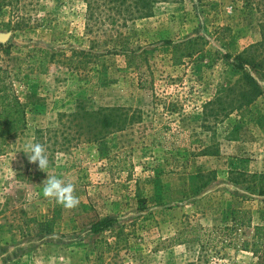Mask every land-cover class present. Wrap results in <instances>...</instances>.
<instances>
[{
	"label": "rangeland",
	"instance_id": "1",
	"mask_svg": "<svg viewBox=\"0 0 264 264\" xmlns=\"http://www.w3.org/2000/svg\"><path fill=\"white\" fill-rule=\"evenodd\" d=\"M258 6L155 0L140 18L130 1L0 0V66L37 102L0 155V264H196L203 252L207 264H264L241 246L264 226V94L228 116L208 105L236 99L232 60L261 41ZM17 12L30 27L13 29ZM38 50L53 56L44 74ZM103 108L139 119L105 133L86 114ZM29 141L45 146L47 173L22 151ZM47 174L75 185L78 207L43 197ZM233 210L246 214L230 232ZM104 218L113 228L93 235Z\"/></svg>",
	"mask_w": 264,
	"mask_h": 264
},
{
	"label": "trees",
	"instance_id": "2",
	"mask_svg": "<svg viewBox=\"0 0 264 264\" xmlns=\"http://www.w3.org/2000/svg\"><path fill=\"white\" fill-rule=\"evenodd\" d=\"M128 1L134 4L136 8L137 17L143 18L150 15L151 5L155 0H108L111 7H119L126 4ZM251 5V2H248ZM262 14L264 9L258 8ZM31 18L25 14L14 13L12 15L13 29L22 30L23 28L30 27ZM43 21V20H42ZM42 24V23H41ZM41 24H34L33 27H39ZM261 41L246 48L241 53L233 57L232 65L239 71H242V76L239 78L236 88L232 89L233 93L237 95L234 101L226 104L217 97L215 101H210L208 105H213L214 102H218L219 106H223L222 110L226 113L224 116H228L234 109L242 108L252 104L258 97L264 94V88L260 85L258 80L252 75L254 73L262 81H264V24L261 26ZM175 50L177 49L174 47ZM10 46L0 44V51L9 53ZM32 54L31 58L33 63H37V69L39 73L44 74L48 69V62H50L53 56L50 57L48 50H38ZM81 54H85L84 51ZM231 59L230 54L225 55ZM50 59V60H49ZM16 76V74H14ZM13 75V77H15ZM11 74L7 69L0 66V155L4 151L3 145L6 139L12 138L25 131L27 127V108L30 105L37 104L36 101H32L34 96L28 95L25 99L20 98L15 94L12 89L10 79ZM144 88L143 86H139ZM236 89V90H235ZM87 115L97 116L98 123L101 129L105 132L122 131L129 124L138 121V115L135 113H129L127 110L120 108H103L99 111L86 113ZM243 176V173L239 174ZM238 178V176L236 177ZM233 226L231 228L226 227L227 230L233 232L236 226L244 225V221L240 220L239 214H246L240 210H233ZM246 222L250 225V219L247 218ZM115 220L110 218H104L89 222V230L93 235H98L106 230L113 228ZM39 230L43 234H47L50 231V226L46 223L39 224ZM264 226H253V235L251 241H243L241 246L244 251H249L253 256L259 260L264 258ZM234 245V242L230 241L226 246L230 247ZM203 248V246H202ZM204 251V248H203ZM210 260L207 252H203L199 257L196 264H207ZM195 264V263H192Z\"/></svg>",
	"mask_w": 264,
	"mask_h": 264
},
{
	"label": "clouds",
	"instance_id": "3",
	"mask_svg": "<svg viewBox=\"0 0 264 264\" xmlns=\"http://www.w3.org/2000/svg\"><path fill=\"white\" fill-rule=\"evenodd\" d=\"M22 151L27 154L29 162L38 164L39 169L47 173L50 162L44 145L29 141L23 145ZM42 184L44 198L54 201L66 210L78 207L80 200L75 195V185L72 182H65L55 175L47 174Z\"/></svg>",
	"mask_w": 264,
	"mask_h": 264
},
{
	"label": "water",
	"instance_id": "4",
	"mask_svg": "<svg viewBox=\"0 0 264 264\" xmlns=\"http://www.w3.org/2000/svg\"><path fill=\"white\" fill-rule=\"evenodd\" d=\"M10 33H0V44H4L9 40Z\"/></svg>",
	"mask_w": 264,
	"mask_h": 264
}]
</instances>
